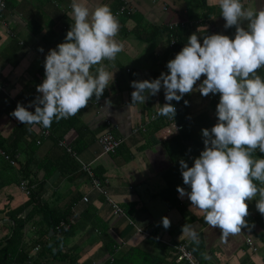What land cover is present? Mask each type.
<instances>
[{
  "label": "crops",
  "instance_id": "0c3cea01",
  "mask_svg": "<svg viewBox=\"0 0 264 264\" xmlns=\"http://www.w3.org/2000/svg\"><path fill=\"white\" fill-rule=\"evenodd\" d=\"M126 1L132 12L118 16L120 30L116 37L122 42L123 51L117 55L114 66L113 62L102 61L114 73L111 85L99 101L93 97L86 108L67 118L62 139L50 127L44 128L49 137H32L33 126L25 125L28 133L16 150L11 138L22 124L10 114L17 103L26 106L38 95L36 86L44 78V57L49 49L64 42L73 23L69 15L72 0H8L1 11L0 140L4 142L0 143V246L11 237L9 215L25 208L17 216L24 219L32 210L31 206L26 208L30 196L19 188V182L26 180L44 208L65 212L66 220L73 219L71 234L60 248L66 259H48L44 264H110L132 250L137 252L129 255L132 261L128 264H186L177 263L176 251L153 236L172 246L185 242L197 264H264V216L255 208L258 196L246 201L249 216L245 219L249 227L221 239L220 229L207 225L204 213L192 207L187 197L178 198L176 191L178 186L189 190L183 184L179 161L183 159L191 167L203 150L201 129H210L216 123L213 104L219 94L203 97L193 92L179 103L172 101L176 130L167 117L152 119L158 111L156 105L165 103L163 89L144 104H131L134 89L130 82L167 73L166 63L174 59L191 34L196 33L202 43L204 36L212 34L232 38L235 28H224L218 0ZM80 2L90 11L99 4L108 5L112 12L117 8V0ZM241 3L246 8L264 9V0ZM170 24L178 26L170 30ZM171 37L175 39L173 47L169 45ZM40 48L43 53L38 51ZM105 120L111 122L110 130L123 141L114 155H102L97 144L98 137L109 128ZM55 123L54 119L51 126ZM59 141L75 154L77 147L78 160L59 146ZM3 154L16 159V166L10 165ZM63 154L70 155L78 169L70 172L72 165L65 163ZM79 163L88 165L95 177L103 180L108 197L133 225L126 218L113 215L105 196L93 189ZM24 166L27 168L23 171ZM54 168L57 170L46 178V172ZM161 217L171 221L167 230L160 224ZM48 223L33 215L24 227L23 245L31 264L39 253L34 251L38 246L36 240L45 232L48 238L54 236ZM184 224L192 226L195 238L181 231ZM246 239L253 241L256 252L245 245Z\"/></svg>",
  "mask_w": 264,
  "mask_h": 264
},
{
  "label": "clouds",
  "instance_id": "9594fccd",
  "mask_svg": "<svg viewBox=\"0 0 264 264\" xmlns=\"http://www.w3.org/2000/svg\"><path fill=\"white\" fill-rule=\"evenodd\" d=\"M224 28H235L234 36L196 33L166 63L167 73L151 80H133L131 104H144L163 89L165 103L157 104V116L173 121L183 97L198 92L203 97L219 94L215 108L216 123L201 129L203 150L189 167L179 161L183 187L178 198L187 197L192 207L204 213V222L220 229L221 239L249 227L248 204L257 196L255 208L264 216V9L246 8L241 0H218ZM69 13L73 23L64 42L49 49L44 57V78L36 86L38 95L28 105L17 103L10 114L23 125L51 127L53 120L75 116L95 97L97 101L114 80V73L102 61L113 62L123 51L118 41L120 23L106 4L92 11L72 0ZM43 53L44 49H38ZM94 66L95 72L92 71ZM205 77L201 81V77ZM198 81H201L197 84ZM110 104V101H105ZM188 106V101H184ZM34 109L29 111L28 109ZM160 224L167 230L168 217ZM254 226V225H253ZM181 231L195 238L189 224ZM205 259L210 257L205 256Z\"/></svg>",
  "mask_w": 264,
  "mask_h": 264
},
{
  "label": "trees",
  "instance_id": "16d2710c",
  "mask_svg": "<svg viewBox=\"0 0 264 264\" xmlns=\"http://www.w3.org/2000/svg\"><path fill=\"white\" fill-rule=\"evenodd\" d=\"M119 6V2L117 1V8ZM115 8L114 12L117 10ZM113 12V13H114ZM258 74L261 75L262 78H264V68L258 70ZM219 102V96L216 98V102L213 104V110L215 112V108L217 103ZM66 120L67 119H60L59 121H56L54 126H51V130L55 135H57L58 139H62L65 135V131L62 129H66ZM68 121V120H67ZM28 127L25 125H19L13 132L11 141L15 142V150L18 148V143L23 141L22 139L24 136L28 133ZM4 140H0V143H3ZM32 143V142H31ZM56 146V144H55ZM74 151L76 154L78 153V148L74 147ZM12 151H15L14 149H11ZM254 155L258 158H264V155L260 154L259 151L254 153ZM63 158L66 160L65 163L67 165H72L69 169L70 172L75 171L78 169L79 165L76 163V161L71 158L70 155L63 154ZM26 165V164H25ZM65 166V165H64ZM46 167V165H43V168ZM25 167L23 168V171L25 170ZM66 168V167H65ZM47 169V167H46ZM60 169V168H59ZM57 169L54 168L53 171L46 172V178L50 177V175L56 171ZM63 172L62 169L60 171ZM25 175V174H24ZM96 176V175H95ZM27 177V173L25 175ZM24 177V178H25ZM257 183V186H264L260 185L259 182ZM29 206L32 207V210L27 214V216L24 219L17 218L19 214L22 213V211L25 209H20L18 211H15L11 215H9L10 220L12 222V233L9 240L2 246H0V264H20L25 263L29 260L28 254L25 252V247L23 245V230L28 222L29 219L33 217V215H38L43 219H46L48 223L49 229H52L54 236L51 238L47 237L48 232L43 233L42 236L39 237L38 240H36L35 245H38L39 247V253L37 256V260L33 264H44L48 259H66V254H62L60 251L61 246L64 243V240L67 236L71 234L72 229L69 230H61L57 231L56 226L62 222L66 221L67 214L60 213L58 211H53L51 209L44 208L36 199L35 195L32 193L30 195V199L26 204V208ZM44 237L45 239H42ZM137 251L132 250L130 251V254H135ZM129 255L126 253L124 256H122L119 260H115L113 263L110 264H128V262L132 261L128 257Z\"/></svg>",
  "mask_w": 264,
  "mask_h": 264
},
{
  "label": "built area",
  "instance_id": "2783aa9c",
  "mask_svg": "<svg viewBox=\"0 0 264 264\" xmlns=\"http://www.w3.org/2000/svg\"><path fill=\"white\" fill-rule=\"evenodd\" d=\"M8 0H0V13L2 10H4L6 8V4H7ZM119 2V6L117 8V10L114 12V14L118 17V16H129L132 12V9L128 6L127 1L126 0H117ZM178 25L177 24H170L169 25V29L173 30L174 28H176ZM182 26V24H181ZM170 47H173L175 45V39L173 37H171L170 40ZM202 78L204 79L205 77L202 76ZM211 98V96H210ZM154 116H152L153 119ZM105 124L107 125L108 130H106L104 133H102L98 139H97V144L99 145L100 148V152L102 155H114L117 150L119 149V147L122 144V139H120L119 137H117L111 130H110V126H111V122L108 120L104 121ZM30 135L32 137H36L39 136V139L41 138H47L50 136V133L44 129L42 126L40 125H34L31 129H30ZM37 144H40V140L36 141ZM59 146L65 148V150L67 151V153L72 154V156L77 159L76 154L69 148H66V145L64 144V142L59 141L58 143ZM4 159L6 161H8V163L12 166H16V159H14L13 157H10V155H5L3 154ZM81 166V169L85 172V174L87 175L88 179L91 182V185L93 187V189H95L96 191H98L99 193H101L102 195L105 196L107 203L109 204V206L111 207L112 213L115 216H119V217H124L126 218V214L124 213V211L115 203L113 202L107 195L104 187H103V180L100 178L95 177L94 173L90 170L88 165H85L83 163H79ZM19 188L20 190L24 193L25 196H30L32 194V191L34 189L33 186H30L29 183L26 180H21L19 182ZM84 202H87V198L83 197L82 199ZM127 219V218H126ZM129 224L133 225V223L127 219ZM73 224V219L70 218L66 221H62L60 222L57 226H56V230L59 232L62 229L63 230H67L71 227V225ZM136 230L138 232H141V230L139 228H136ZM153 238L158 241L159 243L165 244L171 248H173L176 252H175V261L177 263H181V262H185L186 264H197L196 260L194 259V257L192 256V253L190 252V250L188 249V246L185 242L183 243H179L177 245H170L169 243L164 242L162 239L153 236ZM245 245L249 248V250L251 252H256L257 248L254 246V243L251 239H246L245 240ZM39 250V247H35L34 251L37 252ZM20 264H31V261H27L25 263H20Z\"/></svg>",
  "mask_w": 264,
  "mask_h": 264
},
{
  "label": "rangeland",
  "instance_id": "374dc122",
  "mask_svg": "<svg viewBox=\"0 0 264 264\" xmlns=\"http://www.w3.org/2000/svg\"><path fill=\"white\" fill-rule=\"evenodd\" d=\"M263 247V246H262Z\"/></svg>",
  "mask_w": 264,
  "mask_h": 264
}]
</instances>
